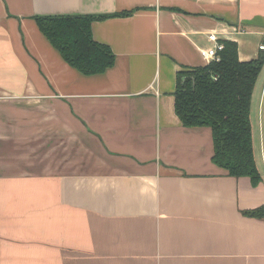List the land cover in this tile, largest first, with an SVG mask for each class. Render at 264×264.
Wrapping results in <instances>:
<instances>
[{
    "label": "crops",
    "instance_id": "0c3cea01",
    "mask_svg": "<svg viewBox=\"0 0 264 264\" xmlns=\"http://www.w3.org/2000/svg\"><path fill=\"white\" fill-rule=\"evenodd\" d=\"M125 11L92 24L115 54L94 75L34 19ZM212 32L257 58L264 0H0V264H264V219L244 214L264 174L231 176L175 110ZM41 229L48 259L27 241Z\"/></svg>",
    "mask_w": 264,
    "mask_h": 264
},
{
    "label": "trees",
    "instance_id": "16d2710c",
    "mask_svg": "<svg viewBox=\"0 0 264 264\" xmlns=\"http://www.w3.org/2000/svg\"><path fill=\"white\" fill-rule=\"evenodd\" d=\"M133 11L112 14L37 15L40 31L72 67L86 75L99 74L115 62L112 50L94 39V21L127 16ZM220 60L180 71L177 76L175 110L185 127L212 129L215 164L231 176L249 177L254 187L262 181L258 166L251 107L264 64V52L249 61L239 58L238 44L224 40ZM264 219V205L245 211Z\"/></svg>",
    "mask_w": 264,
    "mask_h": 264
},
{
    "label": "rangeland",
    "instance_id": "374dc122",
    "mask_svg": "<svg viewBox=\"0 0 264 264\" xmlns=\"http://www.w3.org/2000/svg\"><path fill=\"white\" fill-rule=\"evenodd\" d=\"M251 120L253 124L256 159L261 172L264 174V64L260 72L253 94V101L251 107ZM72 160L74 162V160L76 161L77 159L75 158ZM59 162L60 161H58V163ZM68 163H70V161H68ZM74 165L75 166H73V168H76L77 163H75ZM63 168H66V164L63 165ZM46 194L47 192L44 191L40 192V197L43 203H45L48 198L46 197ZM44 208L45 207L43 206V209ZM42 229L39 230V233L36 232L34 234V236H39V237L27 241H30L32 244H35L36 254L38 252H41L42 259L43 258L48 259V253H49L48 238L42 237L44 233H42L41 236Z\"/></svg>",
    "mask_w": 264,
    "mask_h": 264
},
{
    "label": "built area",
    "instance_id": "2783aa9c",
    "mask_svg": "<svg viewBox=\"0 0 264 264\" xmlns=\"http://www.w3.org/2000/svg\"><path fill=\"white\" fill-rule=\"evenodd\" d=\"M210 40L213 42V45L207 48H201V56L208 62L214 60H220L219 51L223 50L224 43L220 40L219 35L216 32L208 34ZM259 50L264 52V40L259 44Z\"/></svg>",
    "mask_w": 264,
    "mask_h": 264
}]
</instances>
